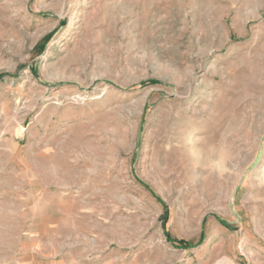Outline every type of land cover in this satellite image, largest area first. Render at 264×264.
I'll list each match as a JSON object with an SVG mask.
<instances>
[{
    "label": "rangeland",
    "instance_id": "obj_1",
    "mask_svg": "<svg viewBox=\"0 0 264 264\" xmlns=\"http://www.w3.org/2000/svg\"><path fill=\"white\" fill-rule=\"evenodd\" d=\"M0 264H264V0H0Z\"/></svg>",
    "mask_w": 264,
    "mask_h": 264
},
{
    "label": "trees",
    "instance_id": "obj_2",
    "mask_svg": "<svg viewBox=\"0 0 264 264\" xmlns=\"http://www.w3.org/2000/svg\"><path fill=\"white\" fill-rule=\"evenodd\" d=\"M155 84H159V82L154 81V80H152V81H147V82H143V83H141L140 86H141V87H144V86H147V85H155ZM57 86H58V85H57ZM166 223H167V216L165 217V220H164V228H165V229H166ZM166 236H167V238H168V240H169L170 242L173 241V240L171 239L169 233L166 232ZM173 242H174V241H173ZM201 242H202V238L200 239L199 243H201ZM178 243H179L183 248H185V249L190 248V245H188L187 243H185V242H183V241H179Z\"/></svg>",
    "mask_w": 264,
    "mask_h": 264
}]
</instances>
